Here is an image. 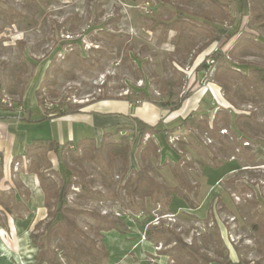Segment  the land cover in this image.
<instances>
[{
    "label": "rangeland",
    "instance_id": "374dc122",
    "mask_svg": "<svg viewBox=\"0 0 264 264\" xmlns=\"http://www.w3.org/2000/svg\"><path fill=\"white\" fill-rule=\"evenodd\" d=\"M224 2L231 17L223 25L227 34L236 35L228 41L224 36L191 65L207 41L205 36L191 29L183 44L177 45L172 43L177 33L172 29L165 33L154 22L179 12L201 16L210 11L206 0H0V90L14 109L22 105L17 103L18 96L8 94L7 87L19 80V92L25 90L23 98L28 93L31 98L35 95L46 113H55L63 106H87L100 99H124L136 106L148 102L170 111L190 98L193 105H199L191 112L201 115L199 120L208 115L212 125L218 110L227 115L219 118L216 134L200 132L194 124L180 129V117L170 126L161 124L174 129L168 135V149L156 136L158 156L149 154L143 159L137 142L126 172L119 158L110 168L105 151L96 153V162L83 165L65 152L67 172L55 175V179L59 182L66 177L72 182L69 206L91 214L70 216L85 233L72 237L73 245L83 243L88 248L81 253L83 264H194L183 253L180 259H173L174 244H168L161 234L149 238L146 232L152 227L175 232L187 245L197 242L201 253L214 261L224 258L217 256L219 247L207 238L220 232L230 255L235 252L238 256L239 250L243 259L264 264V238L253 228L257 213L264 211V96H235L229 103L214 70L199 75V79L192 75L195 65L216 46L229 55L228 64L244 73L264 67V52L247 47L229 54L240 35L255 34L264 40V26L252 23L249 13L238 12L239 0ZM178 78H183V86L173 89L172 96L161 92ZM230 80L234 87L242 86V82ZM198 85H206L202 87L206 94L193 99ZM191 86L192 94L184 100ZM258 92H264V87ZM189 103L175 112L188 117ZM0 108L7 106L0 104ZM231 113L253 116L243 120L238 129ZM42 116L40 110H31L32 119ZM37 131L43 136L50 134L45 126ZM149 137H145L144 146ZM83 147L90 148L89 144ZM83 147L77 150L78 155ZM173 171L185 174L196 187L197 192L190 195L195 209L177 196L170 207L165 206L163 196L146 200L132 197L130 184L139 174L148 173L171 188L177 185ZM15 194L0 191V203L9 202ZM102 217L121 221L122 232H100L97 227L103 224ZM62 242L61 236L53 237L51 248ZM59 253L67 264L64 254Z\"/></svg>",
    "mask_w": 264,
    "mask_h": 264
},
{
    "label": "trees",
    "instance_id": "16d2710c",
    "mask_svg": "<svg viewBox=\"0 0 264 264\" xmlns=\"http://www.w3.org/2000/svg\"><path fill=\"white\" fill-rule=\"evenodd\" d=\"M210 5V11L202 14L201 16H192L187 15L184 12H179L175 14V17H171L167 20L155 19V24H158L161 29L167 33L170 29L174 30L177 34L174 37L172 43L180 45L183 44L185 35L189 30H195L198 33L205 36L207 41L198 49V54L203 52L213 43L219 41L224 36L227 38V41L230 38H233L228 33V30L225 29L223 22L231 17L228 11L227 5L224 0H206ZM264 0H239L238 3V12L243 14L249 13V18L252 17V23H259L264 26ZM242 14V15H243ZM234 24L232 20L231 25ZM189 47V46H187ZM253 48L255 50L264 52V40L259 38L257 35H240L234 42L229 54L232 56L244 48ZM192 46H190L191 49ZM222 48H219L212 55L208 56L206 60L198 67V70L207 72L214 67V77L219 83V86L225 92L229 99V103H233L232 99L236 97L244 98L246 94L253 96L260 94L259 96H264V92L259 93V89L264 87V67H255L251 69L250 73H244L238 67H235L226 62V58L229 56L227 53L222 51ZM197 55L194 57L196 58ZM193 58V59H194ZM192 59V60H193ZM207 60H209L207 62ZM225 60V61H224ZM176 70V69H175ZM230 79L237 80L242 82V86L236 88ZM20 81H16L14 84L7 87V92L10 96H18V104L22 105L23 96L25 90L19 92ZM183 86V78H178L174 83H168L165 88L161 90L163 94L167 96L173 95V89L176 87ZM252 86V88H251ZM0 90V104H3V95H1ZM192 94V87H189L184 93V100L189 98ZM253 95V96H252ZM105 100V99H100ZM171 104V103H169ZM182 104L180 103L173 105L170 108V112L177 111ZM82 107H64L55 112V116H65L77 113ZM8 110H14V107H7ZM52 113V112H49ZM227 116L224 111H217L212 125H210V116L205 115L203 120H199L201 115L197 113H191L186 118L181 119V124L179 128H186L187 125L194 124L195 128L204 132V130H210V132L218 131V120L220 117ZM251 114L246 113H231V118L235 121V125L240 129L241 122L243 120H251ZM172 129L162 128L159 124L150 125L142 121L141 119L135 118L133 125H119L115 128L114 131L107 132L103 136V140L100 146H97L94 140H91L89 147H83L82 155L77 154V150H80L81 145H77L75 150H70V143L65 145H59L58 142L54 140L49 141H37L27 146V159H31L29 172L32 174H37L40 180V188L44 193L45 206L48 209L49 221L45 224L44 229L39 232L40 228L44 223H38L35 227L34 232L32 233V242L38 248V254L35 257V264H64L59 255L64 254L67 264H83L84 261L81 258V253L88 248L82 243L79 246L72 244V237L74 234H80L85 236V233L78 226L76 221L70 216H81V215H91L88 211L83 209H75L69 206L68 195L69 190L71 189L73 183L68 181L66 177H61L60 181H56L55 175H60L61 173H66L67 169L64 167L63 155L65 152H70L74 156V160L83 165L85 162H96L97 156L96 153L105 151L106 158L110 168L113 167V163L117 158H119L124 167L125 172L130 162V156L133 152L134 145L138 142V147L142 148V158H146L149 154L158 156L159 149L156 147L154 138L160 136L162 143L165 144V148L168 149V135L173 132ZM124 132V134L119 135V132ZM147 135L150 137L147 139V142L144 146V139ZM119 136L116 140L108 141L113 137ZM93 149V150H90ZM51 151L58 153L60 156V168L58 171L53 169L51 161L48 159L47 154ZM93 151V152H92ZM158 152V153H157ZM18 158L15 159V161ZM218 167V166H217ZM1 169L2 162L0 156V178H1ZM173 176L177 181L175 187L167 188L164 184L158 182L156 178L150 174H139L133 183L130 184L131 194L134 198H140L142 200L152 199L155 196H163L165 199V206L170 207L173 197L177 196L189 204L191 209H195L193 199L191 194H195L197 191L191 182L186 178L185 174L173 171ZM130 183V181H129ZM19 197H17L18 199ZM17 202H20V200ZM5 212H11L12 208L8 206L7 203L0 204ZM15 207V202H14ZM16 209V207H15ZM257 221L253 224L254 230L258 231L264 238V211H259L257 213ZM103 224L97 227L100 232H110L113 230L121 231L119 228L118 220H107L106 217H102ZM105 224V226H104ZM0 226L2 228L6 227V223L3 218L0 216ZM35 231L37 233H35ZM146 234L149 238H153L155 234H161V237L166 239L168 244L173 243V249L176 251L175 255H172L173 259L178 260L183 253L184 256L190 258L194 264H252L246 259L242 258L241 252H238V262L233 263L230 258V251L222 239L220 232L214 234L213 236L208 237L207 239L214 240L215 244L219 247L217 252L218 257H223L224 261H219V259H212L207 253H201V249L197 246V242L187 245L183 239L171 230H166L163 228L152 227L147 230ZM170 235L171 237H167ZM55 236H61L63 242L57 244V246L52 249L51 243L52 239ZM95 257V255L91 254ZM109 253L106 252V256ZM85 264H91L86 262ZM95 264V263H94Z\"/></svg>",
    "mask_w": 264,
    "mask_h": 264
},
{
    "label": "crops",
    "instance_id": "0c3cea01",
    "mask_svg": "<svg viewBox=\"0 0 264 264\" xmlns=\"http://www.w3.org/2000/svg\"><path fill=\"white\" fill-rule=\"evenodd\" d=\"M218 49L217 46L212 47L203 61L195 65L192 71L195 79H199V75H208L211 70H214V67H211L209 71L203 72L198 70V67ZM197 57L192 60L191 65ZM204 86L206 85L202 87ZM198 87L201 86L198 85ZM202 87L200 90L198 88L191 98L196 99L200 96L202 99L206 94V88ZM208 87L212 90V86ZM28 94L23 100L22 114L17 109L0 108V156L2 162L0 191L5 194L16 192L14 197H10V201L6 202L12 208L11 212L3 211L0 205V216L6 223L5 228L0 226V264H35L38 248L32 242V233L38 223H46L49 219L39 177L37 174L29 172L30 161L35 159V157L27 159L29 144L54 140L61 146L70 143L69 149L75 150L77 145L87 146L91 140H94L97 146H100L105 133L114 131L119 125H133L135 118L153 126L157 124L170 126V124H175L179 117L183 118V115H179L175 111L172 113L166 108L158 107L152 103L146 102L136 106L133 102L124 99L96 101L82 107L77 113L57 117L55 113H46L40 108L36 96L32 95L31 98ZM186 102H190L191 106L188 107L190 113L199 106L193 105L190 98L184 102L183 106H186ZM32 109L40 110L44 116L32 119L30 117ZM42 126L50 130L48 136H43L40 131H37V128ZM169 126L164 128L168 129ZM122 134L124 132H119V135ZM118 137H113L112 140ZM47 157L51 161L53 169L58 171L60 168L58 153L51 151ZM16 158L18 159L15 161ZM17 197L19 198L17 199ZM230 258L233 263L238 262L235 252L234 256L230 255Z\"/></svg>",
    "mask_w": 264,
    "mask_h": 264
},
{
    "label": "built area",
    "instance_id": "2783aa9c",
    "mask_svg": "<svg viewBox=\"0 0 264 264\" xmlns=\"http://www.w3.org/2000/svg\"><path fill=\"white\" fill-rule=\"evenodd\" d=\"M2 102H3V104L6 105L7 107H10V108L13 107V103L11 102L10 99L4 98ZM17 110H18L19 113L22 114L24 109H23L22 106H19V107L17 108Z\"/></svg>",
    "mask_w": 264,
    "mask_h": 264
}]
</instances>
